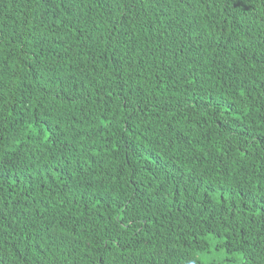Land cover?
Segmentation results:
<instances>
[{"label":"trees","instance_id":"obj_1","mask_svg":"<svg viewBox=\"0 0 264 264\" xmlns=\"http://www.w3.org/2000/svg\"><path fill=\"white\" fill-rule=\"evenodd\" d=\"M264 264V0H0V264Z\"/></svg>","mask_w":264,"mask_h":264},{"label":"rangeland","instance_id":"obj_2","mask_svg":"<svg viewBox=\"0 0 264 264\" xmlns=\"http://www.w3.org/2000/svg\"><path fill=\"white\" fill-rule=\"evenodd\" d=\"M224 256H225L224 252H222L220 250H213L208 255H204L202 257V259L205 262H213V261H216L219 264H231V262L223 263L222 259L224 258Z\"/></svg>","mask_w":264,"mask_h":264}]
</instances>
